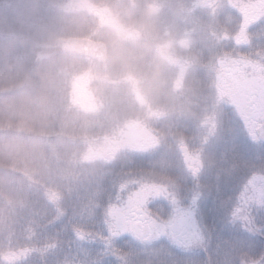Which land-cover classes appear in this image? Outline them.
I'll return each instance as SVG.
<instances>
[{
  "label": "rangeland",
  "instance_id": "obj_1",
  "mask_svg": "<svg viewBox=\"0 0 264 264\" xmlns=\"http://www.w3.org/2000/svg\"><path fill=\"white\" fill-rule=\"evenodd\" d=\"M190 1L130 0L135 7L126 18L136 33L154 22L149 40L158 39L155 22H181L180 31L187 22H202L201 30L195 36L172 32L167 51L158 53L145 42L136 51L114 44L109 66L68 61L73 70L55 79L74 83L72 115L62 103L68 95L45 77L56 58L37 59L35 45L89 32L109 38L112 33L98 26L111 22L102 7L125 10L129 2L0 0V120L14 130L10 144L0 146L8 178L0 182V264H31L25 244L58 250L71 233L81 264H264V151L256 135L264 118L252 117L264 107V0H203L194 17ZM149 2L158 4L151 15ZM222 60L230 91L218 76ZM194 64L202 66L196 76ZM126 101L137 122L124 131ZM236 122L241 128L228 134ZM114 131L121 137L113 139ZM117 149L143 162L141 169L113 170L107 161ZM72 152H85L86 163H74V189L63 209L62 168L68 164L62 158ZM164 158L174 176L153 177ZM132 184L138 188H128ZM187 184L198 190L191 194ZM121 190L119 207H112ZM51 194L60 199L55 209L47 207ZM190 200L199 201L197 210L185 208L190 218L184 219L192 238L198 225L202 245L180 251L167 241L147 243L151 231L141 238L142 229L135 228L141 217L157 222L172 214L169 205L187 207ZM32 264L42 262L36 257Z\"/></svg>",
  "mask_w": 264,
  "mask_h": 264
},
{
  "label": "trees",
  "instance_id": "obj_2",
  "mask_svg": "<svg viewBox=\"0 0 264 264\" xmlns=\"http://www.w3.org/2000/svg\"><path fill=\"white\" fill-rule=\"evenodd\" d=\"M123 2L125 4L129 2L128 4H126L127 7L125 8V10H122V7H118L116 9L115 4H113V6H111L112 9L108 8L109 5L107 7L106 6L102 7L104 10V13L107 16L106 17L107 20L111 21V22H105L104 24H101L102 22H98V26L103 28V29H107L110 33H112V36H109V38H102V36L98 35V32H95V34L89 32L88 34H85L84 36L87 38L93 39V40L106 42L107 44H109V51L110 52L113 49L112 45H114V44L115 45L125 44L126 46L123 47L122 50L129 49L132 46H134L132 49L134 51H136L135 47H137V49H138V44L145 42L147 44V50H149L150 52L158 53L161 51H167V49H168L167 43L169 41L168 37L169 36H170V38L172 37V35H173L172 32L174 34H181V35L182 34H189V35L195 36V35H198L199 31L201 30L200 24L202 22H187L188 25L186 27L182 26L181 31L179 29V24L181 22H178V24H176V22H155V24H158V32L156 34V37L158 39L149 40L148 35L150 33H153L152 28L154 26L153 25L154 22H145L146 24L145 25L142 24V27L139 28L141 30V32L136 33V27L134 26L136 24H133V26H131L130 23H132V22H128L129 20L127 21L128 18H126V14H129L128 10L134 8L135 6H133L134 4L130 3V0H126V2H125V0H117V3H119L120 5ZM131 2L136 3V0H131ZM163 5L165 7V4H163ZM202 5H203V0H196V1L191 0L190 1L188 11L191 12L192 17L197 16V13L195 12L197 9L199 10V12L203 11ZM145 6H146V9H149L150 15L152 14L153 11L155 13L156 8H158V4L155 6L154 5L152 6V4L150 2ZM213 6H216V3H212V5L208 6V8L209 7L211 8ZM209 15H211V14H209ZM206 23L207 22H205V24ZM206 25H208V23ZM148 31H151V32L147 33ZM132 41H134V44H128L129 42H132ZM170 41H171V39H170ZM110 44H111V46H110ZM136 44H137V46H136ZM35 47H36V51H37V55H36L37 59H39V60L44 59L45 56H49V59H50V57L56 58V59H50V61H55V63H49V62L47 63L48 69L46 71L47 73H46L45 77L48 78L50 83L53 81L54 82L53 85H55L56 87L58 86L57 88L59 89V94L62 93L61 96H64V98H66L65 95L66 94L68 95L69 101H68V99H64V101L62 103H68L67 112H69L70 114L73 115L74 114V110H73L74 103L72 102V98L74 96L71 94V91H70L71 88L70 87L73 86L74 83L72 81H67V82L63 81L64 84H62V83H60L61 81H58L57 79H55L56 78L55 75L57 74V76H59L61 74V76H63L64 73L72 71L73 66L71 67V69H69V62H68L71 60L72 61L76 60L77 62L78 61L79 62L90 61L91 64H94L97 67H104V66L110 65L111 59L108 61L107 64L101 65V64H98L89 58L77 57V56L65 54L60 50V48L58 47L56 42L55 43L49 42V43H46L44 45L36 44ZM173 49H174V47H173ZM43 50H45V51H43ZM44 52H46V53H44ZM207 61H208V59L204 60V62H207ZM147 62H149V60H147ZM153 65L154 64H152L150 66L152 67ZM203 66H206V64L203 63ZM201 67L202 66H199L197 64L194 66L193 74L195 76L197 75L195 70L199 69ZM206 72L207 73H205V74L208 75L209 71H206ZM49 78H51L52 80H50ZM127 80L129 82H131V84L136 85V83H135L136 78L134 76L129 75ZM204 82H205V77H204ZM66 90H67V92L64 93ZM57 94H58V91H57ZM70 104H71V106H70ZM123 104L125 107L126 116L124 115V117H125L124 120H121V123L124 125L123 128L121 126L120 127L124 131H127L128 130L127 127L133 123H136L137 119L133 115L135 112L129 111V109L127 107L128 101H126ZM140 110L141 109L138 108L136 113L139 114ZM155 113L158 114V112H155ZM239 124L240 123H238V122L233 123V124L229 123L228 134L230 132L233 133L234 130L241 128ZM233 125H234V128L231 129ZM115 127L116 126H114L113 128H115ZM113 128H110L109 130H112ZM223 128H225L224 125H223ZM13 133H14V130L9 127L8 122L6 120H0V146L1 145L8 146L10 144V140L12 139ZM114 134H112V136H111L113 139L121 137L120 134L116 135L115 131H114ZM36 137H37L36 135L32 136V138H36ZM97 138L98 137H94L92 141L94 143L98 142L99 138H98V140H96ZM225 138H227V137H225ZM227 139H232V136L231 135L228 136ZM71 142L74 143V141H72V140H71ZM258 142L264 151V146H263L262 142L259 139H258ZM118 149H120V148H118ZM118 149H117V151L119 152V154H118V152H115L114 159H112L111 161L110 160L107 161L110 164L109 166H111L113 170H114V168L116 170H121V169L126 168V167L129 169H136V168L140 167V169H141L143 162L135 160L134 158H132L129 155L128 152H123V151L121 152ZM94 150H95V148H94ZM0 155H1V153H0ZM85 155H86L85 152L80 153V154H74V152H72L71 155L63 156V158H62L68 164V168H66V167L62 168V177H63L62 178V182H63L62 189H64V191H63L64 198L62 197L63 209H66V207H67L66 196H68L69 192L74 189V163H78V164L86 163L85 158H84ZM74 156H75V158H74ZM164 161H166V158H164V160H162L163 164L159 165L158 169H156V168L154 169L153 177L156 176L158 178V177H161V175L164 177L165 176L170 177L171 175L174 176V174H172L171 169L168 167L169 165L165 164ZM144 163H146V162H144ZM157 163L160 164L159 162H157ZM5 170L7 171L6 168H2L0 166V182H2L3 179H8L7 176L4 174ZM72 171H73V174L71 173ZM151 171H152V169H151ZM81 176L83 177V175H81ZM181 177L183 179V177H185V176L181 175L180 178ZM182 179H181V181H182ZM71 180H73V181H71ZM127 186H128V188H131V190L134 189V186H135V189L138 188V186L134 185V184H132L130 186L127 185ZM187 187L189 189L192 188L193 192L191 194L195 193L198 190V188L196 190H194L193 186H191L189 184H187ZM98 194L101 195V194H103V192L100 191ZM114 194L120 195V196H113V198L110 200V204L112 207H113V205L117 204V201L120 202L122 200L123 195H125V191L121 190V191H118ZM52 196H53V201L52 202L50 201V203H47L51 207L48 205H47V207L55 209V208H57L56 204L59 202L60 199L56 195H52ZM87 199L88 200H85V202H84L85 207H88L89 204H91L90 203L91 199H89V198H87ZM197 202H199V201L190 200L189 209L191 208V210L192 209L197 210V207H196ZM215 203H216V201H215ZM64 233H66V232H64ZM67 235H68V233H67ZM73 236H74V233H71V236L68 235L69 240L64 241L62 244L60 243V249H58V250H57V247H56V250H54L53 246L48 248V246H46L44 244H42L40 246L33 245L32 243L25 244L27 250H30V257L25 258V261H26V259H28L29 263L32 264L36 261V257H37V259H39L42 262V264H45L47 260L52 259V257H53L56 261V264H81L78 261V256L76 254V251L74 250V237ZM24 237L30 238V237H34V236H29L27 234H24ZM63 237H64V239L66 238L65 235H63ZM11 241H12V239H11ZM33 241H34V239H33ZM17 242H19L18 245L24 244V242L22 243L18 240H17ZM38 248H40V251L38 250ZM10 249H12V245L10 246ZM33 253H35V255ZM54 255H56L57 257L55 258Z\"/></svg>",
  "mask_w": 264,
  "mask_h": 264
},
{
  "label": "snow or ice",
  "instance_id": "obj_3",
  "mask_svg": "<svg viewBox=\"0 0 264 264\" xmlns=\"http://www.w3.org/2000/svg\"><path fill=\"white\" fill-rule=\"evenodd\" d=\"M226 61L222 60L221 67L218 69V76L222 81V87L225 91H230L231 85L228 81L229 70L225 67ZM253 118H264V107L259 110H255L252 113ZM117 207H119V201H117ZM197 235L192 238V227L189 221L182 218V213L179 209L168 217H163L157 221L156 230L152 239L154 241H167L170 247H175L180 251H189L195 245L203 244L202 231L196 226Z\"/></svg>",
  "mask_w": 264,
  "mask_h": 264
},
{
  "label": "water",
  "instance_id": "obj_4",
  "mask_svg": "<svg viewBox=\"0 0 264 264\" xmlns=\"http://www.w3.org/2000/svg\"><path fill=\"white\" fill-rule=\"evenodd\" d=\"M57 45L60 50L69 55L89 58L98 64H106L109 59V49L106 43L90 38H59ZM258 138L264 145V123L256 130Z\"/></svg>",
  "mask_w": 264,
  "mask_h": 264
},
{
  "label": "flooded vegetation",
  "instance_id": "obj_5",
  "mask_svg": "<svg viewBox=\"0 0 264 264\" xmlns=\"http://www.w3.org/2000/svg\"><path fill=\"white\" fill-rule=\"evenodd\" d=\"M251 22H252V24H251V27H252V26L255 25L254 23L255 22H259V20H254V21H251ZM180 197L183 198L182 196H180ZM169 198H171V196ZM169 206L172 208V212L171 213H173L174 210L179 209L183 213L182 218H187V217H188V219L190 218L189 217L190 216V211H188V210L184 211L185 208L189 209V204H186L187 207H181V206H175L174 207V206H171V205H169ZM130 217L132 218L133 221L137 220V216L135 214H132ZM156 226H157V222L155 220H152V221L150 220L149 221L148 216H143V217H141V222L138 223L135 228H136V230H141L142 229L141 230L142 231L141 238H145V239L148 236L149 232L151 231V236L148 239L147 243H151V242L154 243L156 241H154L152 239V237H153V234H154V232L156 230ZM136 245H142V244H141L140 241H138V243H136Z\"/></svg>",
  "mask_w": 264,
  "mask_h": 264
}]
</instances>
